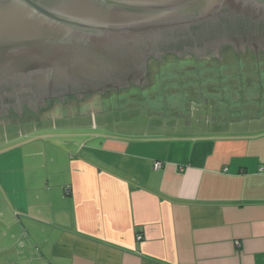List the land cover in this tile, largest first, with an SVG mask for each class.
Here are the masks:
<instances>
[{"label": "crops", "instance_id": "crops-1", "mask_svg": "<svg viewBox=\"0 0 264 264\" xmlns=\"http://www.w3.org/2000/svg\"><path fill=\"white\" fill-rule=\"evenodd\" d=\"M94 132L0 166V264H264V128Z\"/></svg>", "mask_w": 264, "mask_h": 264}, {"label": "water", "instance_id": "water-1", "mask_svg": "<svg viewBox=\"0 0 264 264\" xmlns=\"http://www.w3.org/2000/svg\"><path fill=\"white\" fill-rule=\"evenodd\" d=\"M259 32L264 0H0V101L41 102L96 84L119 89L142 75L160 47L167 52L188 45L201 56L226 44L264 49V40L254 41ZM207 64L201 61L196 71L194 61L170 58L148 91H125L118 102L95 99L82 118L44 116L29 127L4 128L0 142L41 127L102 126L129 134L264 128V104L253 105L258 90L240 94L251 101L247 105L227 102L238 97L234 86L246 79L220 77L202 68Z\"/></svg>", "mask_w": 264, "mask_h": 264}, {"label": "flooded vegetation", "instance_id": "flooded-vegetation-1", "mask_svg": "<svg viewBox=\"0 0 264 264\" xmlns=\"http://www.w3.org/2000/svg\"><path fill=\"white\" fill-rule=\"evenodd\" d=\"M225 27L229 29V26ZM238 33L237 37L242 39L244 34ZM220 34V32H217L211 37L217 38ZM226 34L229 35L230 32H226ZM255 38L254 41L257 42L258 39H261L263 42L264 32H259ZM251 41L250 45H254L255 43ZM176 46L167 52H163L160 47L157 50L159 51V57L151 56L147 59L142 75L139 78L136 77L137 79L134 81L128 80L127 84L119 89L113 84L109 85L108 88H103L101 84H96L91 85L89 88H73L64 92H55L54 94H50L48 98L42 99L41 102L35 99L21 100L20 102L17 100L0 101V130L5 128L8 131H13L21 127H29L33 122L41 121L44 116L47 119L57 115H73L82 118L83 115L87 114L82 110L88 106H92L95 99L101 104L106 99L108 102H118L120 94L125 91H130L131 89L141 91L140 93L148 91L153 85V77L157 73H160L163 63L170 58L179 61H194L195 66L193 67H195L196 71H200V62L203 61L210 64L204 65L202 68L213 73H219L220 77L222 74H227L228 76L235 74L239 78H245L244 82L238 81V85L234 86L235 90L238 91V97L234 101L227 99V102L233 104V102L236 103L237 101L238 104L247 105L251 101L248 98L245 99L243 96H240V94L256 89L260 96L256 98L257 103L253 105L259 106L262 103L264 104L262 96L264 94V82H262V76H264V49L259 48L255 50V48L250 46L236 49L235 45L226 44L220 45L219 48L216 47L217 49L213 52L206 51V54L201 56L195 55L191 46H185L187 49L179 48V45ZM253 78L256 79L253 80ZM245 109L249 110L250 108Z\"/></svg>", "mask_w": 264, "mask_h": 264}, {"label": "rangeland", "instance_id": "rangeland-1", "mask_svg": "<svg viewBox=\"0 0 264 264\" xmlns=\"http://www.w3.org/2000/svg\"><path fill=\"white\" fill-rule=\"evenodd\" d=\"M50 127H41L32 131H28L24 133L21 137L17 138L14 141H8L6 143H0V166L2 164L7 165V168H19L22 159L24 160V164L29 165L32 164V160L35 159V156L31 159L27 157V155L40 154L41 158H36L37 161L44 163V158L42 154L46 155V159H53L55 154L57 155L56 160L60 161V164L63 163V160H65V156L68 155V153L73 152L72 142L73 139L66 138L65 136L61 137H55L53 134L55 132H61V133H71L79 131L83 136L85 137V141L88 142V144H91L89 142V139L91 138L90 135L95 134L94 131H97V133L101 134H110V135H119L123 137H142L146 135H156L159 133H152V134H129L124 132H119L115 130H111L102 126H97L95 129V126H63L58 127V131L48 130ZM163 135H185L187 133H162ZM44 135L45 137H42ZM40 136L42 137L41 139ZM87 139V140H86ZM31 142V143H29ZM7 152V153H6ZM4 153V155H2ZM8 170V169H7ZM17 170V169H16ZM12 171L11 173H13ZM1 180V178H0ZM9 192H7L8 194Z\"/></svg>", "mask_w": 264, "mask_h": 264}, {"label": "built area", "instance_id": "built-area-1", "mask_svg": "<svg viewBox=\"0 0 264 264\" xmlns=\"http://www.w3.org/2000/svg\"><path fill=\"white\" fill-rule=\"evenodd\" d=\"M153 167H154V169H160L161 164L159 162H156Z\"/></svg>", "mask_w": 264, "mask_h": 264}]
</instances>
